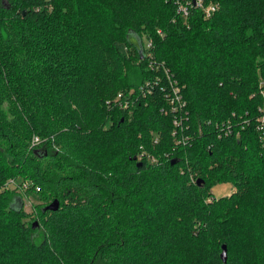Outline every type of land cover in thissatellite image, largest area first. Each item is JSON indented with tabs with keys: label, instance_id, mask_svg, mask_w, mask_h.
I'll return each mask as SVG.
<instances>
[{
	"label": "trees",
	"instance_id": "1",
	"mask_svg": "<svg viewBox=\"0 0 264 264\" xmlns=\"http://www.w3.org/2000/svg\"><path fill=\"white\" fill-rule=\"evenodd\" d=\"M215 1L205 19L174 0H0V264H264V0ZM233 113L251 126L219 136ZM220 181L234 192L208 200Z\"/></svg>",
	"mask_w": 264,
	"mask_h": 264
},
{
	"label": "built area",
	"instance_id": "2",
	"mask_svg": "<svg viewBox=\"0 0 264 264\" xmlns=\"http://www.w3.org/2000/svg\"><path fill=\"white\" fill-rule=\"evenodd\" d=\"M174 2L176 9H178V13L183 18L190 16L191 10L193 8H198L199 10L201 9L205 19L212 18L219 10V4L215 0H210L209 3L206 0H174ZM147 46L151 47V42L148 43ZM163 77H165L167 85L162 88V91H164L169 105L165 110H162L165 114H171L173 116V137L176 138V147L189 145L192 138L187 134L189 126L187 124L188 111L186 109V100L184 99V95H182L180 86L178 85L177 81L173 79L169 70L166 69L164 71ZM160 78L161 77H159L157 80ZM147 92H150V89H148ZM259 93L262 97V102L259 106V116L255 119V122L257 124V131L260 136L261 147L264 150V79H262L260 82ZM117 97L118 99L122 98L121 95H118ZM121 104L123 108H126L128 106V101L121 102ZM251 123L252 122L250 118L238 116L236 113H233L230 119L226 120V122H222V124L219 126L218 135L225 137L233 135L239 136L243 130L251 126ZM33 143H39V139L34 137ZM155 143H158V139L155 141ZM140 154L141 156L138 159L139 162L148 159L151 163H157V158L152 154H146L144 152H141ZM8 185L11 187H18L14 180H10ZM21 186L25 190H27L29 187L27 182H23Z\"/></svg>",
	"mask_w": 264,
	"mask_h": 264
},
{
	"label": "rangeland",
	"instance_id": "3",
	"mask_svg": "<svg viewBox=\"0 0 264 264\" xmlns=\"http://www.w3.org/2000/svg\"><path fill=\"white\" fill-rule=\"evenodd\" d=\"M6 2V1H5ZM155 145V141L153 142ZM191 179V178H190ZM192 179H194L192 177ZM14 188V186H12ZM17 188V187H15ZM234 192V186L230 182H223L220 181V183H216L212 188L210 189V197H208V200H214V199H220L224 196H230L231 193ZM25 199V211L26 213H31L35 216V218H39L40 215H38V209L35 208V204L33 203L34 200H30L29 198L24 197ZM33 204V206H32ZM41 239V237H39ZM39 240V239H38Z\"/></svg>",
	"mask_w": 264,
	"mask_h": 264
},
{
	"label": "water",
	"instance_id": "4",
	"mask_svg": "<svg viewBox=\"0 0 264 264\" xmlns=\"http://www.w3.org/2000/svg\"><path fill=\"white\" fill-rule=\"evenodd\" d=\"M135 160H136V159H135ZM176 163H178V160H177V159H176V160H173V161L171 162L172 165H176ZM137 167H142V163L139 162V163L137 164ZM203 183H204V181L198 180V184H199V185H201V184H203ZM16 204H17L18 207H19V206L21 207V206L23 205V201L18 200V201L16 202ZM59 209H60V202H59L58 200H55L53 203H51V204L48 206V209H47V210H50V211H58ZM36 226H38V222H35V223H34L33 228H35ZM221 258H222V260H223L224 263L227 262L228 255H227V252H226V246H225V245H223V248H222V256H221Z\"/></svg>",
	"mask_w": 264,
	"mask_h": 264
}]
</instances>
